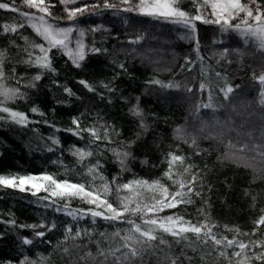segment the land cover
<instances>
[{
	"label": "trees",
	"instance_id": "16d2710c",
	"mask_svg": "<svg viewBox=\"0 0 264 264\" xmlns=\"http://www.w3.org/2000/svg\"><path fill=\"white\" fill-rule=\"evenodd\" d=\"M5 2L11 3L12 0ZM52 3L55 4L52 11L59 12V0H52ZM97 3L100 0H86L85 4L91 6ZM15 4L21 9L25 7L23 0H15ZM179 6L189 15L197 14L194 0H180ZM121 8L101 7L87 13V18L85 14L79 17L80 21L87 23L85 41L106 51L100 54L88 52L81 67L77 68L66 55L53 50L55 72L42 71L24 62L28 59L24 50L43 41L27 26L24 17L0 10V50L6 53L4 67L7 77L3 83L7 87H19L26 94L25 99L10 101L8 106L26 113L32 121L23 127L7 118L0 120V175L47 173L58 180L83 182L90 180L84 175L85 165L99 160L103 165L101 171L109 181L114 176H118L121 184L133 179L149 182L159 179L170 191H175L172 182L162 175L167 169L165 156L173 150L185 156L186 163L194 165V171L200 172L198 188L202 195L194 197L191 205L166 209L160 215L175 212L201 222L207 218L217 226L215 232L229 238L234 233L227 231L225 226L239 229L241 233H251L255 228L254 221L264 209V158L260 155L264 151V104L260 102L264 85L257 79L264 74V49L260 46L249 50L245 48L237 58L241 41L232 28L223 32L220 24L197 20L192 22L195 26L194 40L180 41L161 17L124 12ZM98 19L108 23V31H91L92 23ZM20 23L25 27L15 33L5 34L2 31L4 25ZM136 36L143 37L141 42L129 43ZM222 45L226 52L221 49ZM34 55H40L38 50L34 51ZM188 57L194 61L191 71L185 67ZM121 64L124 70L119 67ZM38 73L42 78L34 81ZM80 80L91 83L96 91H87L79 83ZM152 80L181 87L150 84ZM201 82L209 86L203 92L199 89ZM33 83L34 87H28ZM104 84L114 91H107ZM229 85L235 91L225 101L220 89ZM189 86L193 87L192 92L187 91ZM65 88L71 89L74 95L69 96ZM209 96L216 110L201 108L197 112V106L208 103ZM137 102L144 112L146 130L140 128V118L129 112ZM32 107H37L46 115L41 117L31 113ZM74 117H79L86 127H99L101 135L107 127L112 141L87 145L95 154L84 164L77 162L69 148L73 144L85 147L87 139H79L63 131L72 127ZM44 120L62 131H55V128L43 123ZM224 123L229 128L224 129L221 143L215 137L221 133ZM177 129L183 130V138H178ZM53 135L60 140L62 148L51 144L48 138ZM193 137L198 147H189L185 142V139L190 142ZM130 141H135L130 148H121L122 144ZM229 141L255 150L246 149L232 155L227 147ZM49 147L54 151H48ZM112 148L132 153L126 161L127 171L120 170ZM197 151L199 155H196ZM99 183L96 181V184ZM32 191L34 189L31 188L22 192L0 187V264H20L25 257L30 260L46 257L43 264H96L88 254L95 256L98 244L108 247L99 233L110 235L117 229L129 227L100 218L93 224L90 216L74 221L63 210H56L57 207L63 208V200L58 199L55 204L46 207V202L39 198L48 194L41 191L33 196ZM253 197L256 199L253 200ZM108 199L114 205L118 204L114 187ZM88 207L80 199L68 201V208L72 210ZM133 219L138 221V217ZM13 220L15 225L9 223ZM40 223L55 224L56 227L51 231L37 229L45 231L43 238L36 237L35 230L31 228L19 227ZM67 225L73 226V232L77 227L82 231L90 229L92 236L65 241ZM188 236V241L177 244L171 236L164 235V239L171 244V254L178 255L184 249L191 257L190 261L181 257L182 264H228L227 260L211 250V244L205 246L191 233ZM24 237L32 239L33 243L23 245ZM250 238L264 240V226L255 237H239L245 241ZM160 247L169 252L166 246ZM64 248H68L69 252L65 253ZM232 251L228 250L229 255ZM137 264L140 262L137 261ZM143 264H166L164 253L157 251L155 255L145 257Z\"/></svg>",
	"mask_w": 264,
	"mask_h": 264
},
{
	"label": "snow or ice",
	"instance_id": "6c2138e0",
	"mask_svg": "<svg viewBox=\"0 0 264 264\" xmlns=\"http://www.w3.org/2000/svg\"><path fill=\"white\" fill-rule=\"evenodd\" d=\"M63 5H75L77 0H59ZM197 7L195 8V15H189L179 6L180 0H118L114 3L113 0H100L97 5H83L80 7H65L66 18L68 21H74L79 15H83L91 9H115L120 5L124 12H136L140 15L162 17L172 19L175 23H181L185 26L191 25V31H195L193 21H202L204 23L221 24L224 28L241 29V24H232L231 20L236 19L241 13L245 14L242 17V23L248 25L243 30L242 34L253 37L258 42L262 49H264V5L258 0H194ZM23 4L28 9H34V12L23 11L16 7L15 0L11 3L0 0V10L11 11L24 17L28 22L27 26L31 27L36 35L40 37L43 43H35L30 45L29 49L24 52L28 59L24 62L34 66L42 71L55 72L52 66L53 50H57L66 55L74 64L75 67L80 68L82 62L85 60L88 52L100 54L103 50L98 47L87 49L83 43L84 31L73 27H60L58 24L52 22L57 19H64V17H56L52 9L55 4L52 0H23ZM251 5V6H250ZM210 6L212 11L208 15L217 17L216 19L206 18V7ZM249 20L255 21L257 26L249 23ZM25 27V24L4 25L2 31L7 34L9 32L15 33L20 28ZM97 28H92L91 31H96ZM78 33V37L74 36ZM143 37L136 36L131 39L129 43L139 44ZM74 41V44H73ZM70 45H73L70 47ZM38 50L40 55H34V51ZM200 59H203L200 57ZM5 60L6 53L0 50V120L5 118L11 122L23 127H27L30 121L29 116L22 112L15 110L8 106V102L22 100L26 98V94L21 92L19 87L11 88L5 86L3 81L7 79L5 75ZM194 63L190 57L185 59V67L191 71V65ZM119 67L124 70V65ZM206 72V69H202ZM219 76V73H217ZM41 75L38 73L34 76V81H40ZM259 83L264 85V74L257 77ZM79 83L89 92H95L96 88L86 80H80ZM150 84H158L162 87L177 88L179 84H161L159 80L149 81ZM34 83L28 87H34ZM103 87L107 91H114L108 84ZM205 82L199 84V89L203 92L208 89ZM193 87H187L188 92H192ZM64 91L72 96L74 93L71 89L65 88ZM223 93L225 101L230 99L231 94L235 91L232 86L223 87L220 89ZM102 95V94H101ZM260 102L264 104V91L261 92ZM139 101V98H137ZM223 107V105H220ZM201 108L216 110V106L211 103V96L209 102L198 105L196 111L199 112ZM31 113L37 114L41 117L45 116L37 107L30 109ZM132 116L140 118V128L147 129V124L144 122V112L139 106V102L132 105L129 109ZM40 123V121H36ZM43 123L48 124L49 127L55 128V125L50 124L47 120ZM219 123V122H218ZM72 127L64 129L70 135L79 139H87L85 147H80L73 144L69 148L70 154L76 158L77 162L84 164L87 158L92 157L95 153L89 150L87 145L96 144L98 141H107L111 143L107 127L104 128L103 135L99 127H86L79 117H74L71 121ZM227 123L222 125L221 133L215 137L220 139L224 135V129H228ZM55 131H62V129L55 128ZM85 133L88 134L87 138ZM178 138H183V130L177 129ZM209 138V137H205ZM52 145L57 148H62L61 142L54 135L48 138ZM135 141H130L127 144H122V149H128ZM188 143L189 147H198L195 137ZM223 143V140L220 139ZM97 146H99L97 144ZM227 147L231 150L232 155L236 152H244L248 149V145H239L238 142L229 141ZM255 150V149H248ZM48 151H54V148L49 147ZM116 161L120 166L121 171H127L126 161L132 156L128 150L111 149ZM200 152L197 151L196 155ZM264 158V151L260 152ZM165 163L167 169L163 172V177H166L172 182L175 191H170L168 186H165L159 179L154 181H147L144 179H133L126 183H119L118 176L112 177L109 181L101 171L103 165L99 160L94 164L85 165L84 175L90 177V180L83 182H73L72 180H58L55 176L47 173L40 175H0V187L15 188L19 191H26L29 188L34 189L32 195L36 196L43 191L48 195L40 197L39 199L45 201V206L55 204L56 200H63L65 203L63 208L57 207V211H64L66 215L71 216L74 221L82 220L87 216L92 218V223L95 224L97 218L103 219L107 222H115L129 225L126 229H117L110 235L101 232L99 233L102 241L108 243L105 248L103 244H98L96 255H88L96 261V264H143L145 257L155 255L157 251L164 253V260L166 264H182V259L191 260V257L186 254L184 249L178 255L171 254V244L164 239V235L171 236L177 244L188 241L191 233L201 244L208 246L211 244V250L216 252L219 257L227 260L228 264H264V240L248 239L241 240L240 236L255 237L261 226H264V209L261 210V215L254 221L255 228L251 233H241L239 229L227 228L229 232H233L232 238L227 235L219 234L214 231L217 227L215 224L207 220L193 221L187 219L182 214L172 213L167 216H161L160 213L166 209H178L181 206H187L194 203V197L202 195L198 188L201 183V175L199 171H194V165L186 163V157L178 154L176 151L170 150L165 156ZM39 181V182H36ZM96 181H100L96 184ZM115 188L118 195V204L114 205L109 201L108 197ZM126 193L125 195H120ZM146 193L150 195H146ZM249 193H246L248 195ZM71 199H80L90 207L79 210H72L68 208V201ZM256 198L253 197V200ZM202 211V210H201ZM133 217H138L133 219ZM15 225V221H9ZM21 228H31L34 235L38 238L45 237V231L37 229L47 228L51 231L56 227L55 224L46 225L29 224L20 225ZM163 234V235H162ZM83 236H92L90 229L80 230L78 227L73 232V226L67 225L65 228V241L68 239L76 240ZM32 239L27 237L22 238L23 245H31ZM160 246H166L169 252H164ZM233 249L229 255L228 250ZM64 252L68 253L69 249L64 248ZM211 254V253H209ZM46 257H40L38 260H30L25 257L20 261V264H43Z\"/></svg>",
	"mask_w": 264,
	"mask_h": 264
},
{
	"label": "rangeland",
	"instance_id": "374dc122",
	"mask_svg": "<svg viewBox=\"0 0 264 264\" xmlns=\"http://www.w3.org/2000/svg\"><path fill=\"white\" fill-rule=\"evenodd\" d=\"M89 1L97 2L98 0H89ZM114 1L116 3H118V0H114ZM242 2H245V0H242ZM258 2L260 3V1H258ZM85 3H86V0H77V3L75 5H63V4H61L60 7H59L60 8L59 12H56V11L55 12L53 11V12H54L56 17H64V19H57V20H54L52 22L58 24L60 27H73V28L85 31V27H87V23H85L86 21H80L79 20V17H81L82 15H79L78 18L75 19L74 21H68L67 18H66L67 14L64 11L65 7H80V6H83ZM97 4H100V3H97ZM261 4L264 5V2L261 3ZM119 7H124V6L120 5ZM18 8H20V7H18ZM22 10L23 11H28V12H34L35 11L34 9H28L26 6L24 8H22ZM94 10H96V9H91L90 8V10L88 12L84 13L85 14V18H87V16H86L87 13H91ZM211 11H212L211 7L207 6L206 7V18H208V19H216L217 17H213L211 15H208L209 13H211ZM244 15L245 14L241 13L238 18L231 20L233 22L232 24H241V29H239V30L232 28V29L235 30L237 37H239V39L241 41V46L239 47L237 58L240 57L242 50L245 49V48H247L248 50L252 49V48H257V47L260 48L259 47L260 46L259 42L255 38L249 37V36H245V35L242 34L243 30L248 27V25H245V24L242 23V19L241 18L244 17ZM161 19H164V21L169 25L170 30H172L173 36L177 40L187 41V42H191V41L194 40L193 39L194 32L191 31V25L185 26L184 24L173 22L172 19H166V18H162V17H161ZM252 22L256 23L255 21L249 20L250 24H252L254 27L257 26L256 24H253ZM91 26L93 28H97L99 31H108L109 30L108 23L103 21V20H101V19L95 20L92 23ZM220 27H221V29H223L221 31H223V32L227 31L226 28H224L222 26H220ZM74 36L78 37V33H74ZM82 39H83V43L85 44L87 49H90V48L93 47L90 43H87L85 41V35H84V37ZM73 44H74V41H73ZM71 46H73V45H70V47ZM223 46L224 45H222L221 49H223V52H226V48H225V46L224 47Z\"/></svg>",
	"mask_w": 264,
	"mask_h": 264
}]
</instances>
